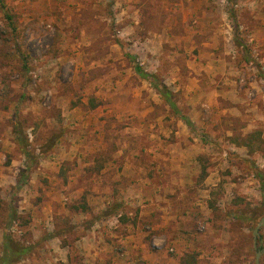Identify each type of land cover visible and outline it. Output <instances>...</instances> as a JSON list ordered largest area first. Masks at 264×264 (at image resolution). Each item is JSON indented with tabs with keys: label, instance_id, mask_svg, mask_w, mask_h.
<instances>
[{
	"label": "rangeland",
	"instance_id": "rangeland-1",
	"mask_svg": "<svg viewBox=\"0 0 264 264\" xmlns=\"http://www.w3.org/2000/svg\"><path fill=\"white\" fill-rule=\"evenodd\" d=\"M241 5L228 0L219 7H231L239 26L229 30L217 68L170 45L184 30L179 0H0V196L4 209L9 202L17 209L9 225L15 239L30 241L33 218L47 214L50 221V212L72 206L69 177L113 154L118 141L129 144L126 154L145 156L154 142L181 138L202 141L201 156L217 170L213 203L225 198L249 218L235 223L244 228V255L255 264L252 231L264 215V180L255 174L264 173V145L248 154L231 140L257 128L264 139V23L258 32L256 17L264 5ZM135 64L173 92L178 112ZM13 126L26 137L31 163ZM240 185L261 198H244ZM4 232L0 227V246ZM259 233L264 250V225ZM161 247L173 252L165 242Z\"/></svg>",
	"mask_w": 264,
	"mask_h": 264
},
{
	"label": "crops",
	"instance_id": "crops-1",
	"mask_svg": "<svg viewBox=\"0 0 264 264\" xmlns=\"http://www.w3.org/2000/svg\"><path fill=\"white\" fill-rule=\"evenodd\" d=\"M179 1L184 30L170 39V45L192 52L190 59L202 67L204 62L222 67L223 53L228 50L224 40L229 39L231 27L239 26L237 13L231 7L218 11L228 0ZM237 2L242 7L255 0ZM258 3L264 5V0ZM262 12L256 11L258 32L263 28ZM191 20L195 21L192 26ZM194 49L198 55H193ZM118 143L113 154L100 156L97 165L87 167V173L79 169L76 177H69L67 191L73 197L72 206L79 209L69 206L63 213L58 208L57 213L50 212V221L47 214L32 219L31 239L26 244L33 249L15 264H184L181 260L186 253L195 255V264H250L244 255V228L235 223L249 218L225 198L209 206L220 177L212 160L200 159L202 141H156L145 156L126 154L123 148L129 144ZM160 147L164 152L157 151ZM82 165L85 170L86 163ZM202 165L206 174L201 179ZM239 191L246 199H251L248 193L261 198L260 191L251 186L240 185ZM83 201L85 209L80 207ZM199 222L205 224L204 230H198ZM162 242L173 252L161 250Z\"/></svg>",
	"mask_w": 264,
	"mask_h": 264
},
{
	"label": "trees",
	"instance_id": "trees-1",
	"mask_svg": "<svg viewBox=\"0 0 264 264\" xmlns=\"http://www.w3.org/2000/svg\"><path fill=\"white\" fill-rule=\"evenodd\" d=\"M20 52V50H19ZM26 54L23 56V64H27ZM134 69L136 73L143 79L149 80L153 87L157 90L163 101L174 111L178 112V107L176 100L174 98L173 92L164 84L158 82L156 76L154 74H150L149 72H145L138 64L134 65ZM96 104L93 103L92 106ZM13 132L16 133V141L20 144L21 151L28 157L29 162H32L31 153L27 150V140L24 135H22L20 130L14 129ZM232 143L237 146H242L246 149L248 154L259 151L262 149L264 145V139L262 136V131L260 129H253L243 135L241 138H232ZM50 148V145L45 146L44 151ZM201 156V160H202ZM206 170L205 165H202V169L200 172L201 179L205 176ZM257 178L261 181L264 180V173L262 170L257 169L256 174ZM213 202H209L210 207H214ZM73 209H79V206H72ZM82 209H85L84 201L80 204ZM17 209L13 204L9 202V206L7 209L3 208V199L0 196V227L5 231L2 237V243L0 246V264H15L29 255L33 249L31 244H26L25 242L19 241L15 239L11 232L9 231V225L16 218ZM263 216V215H262ZM261 216V217H262ZM260 220V219H259ZM182 263L184 264H195L196 258L193 253H186L184 257H182Z\"/></svg>",
	"mask_w": 264,
	"mask_h": 264
},
{
	"label": "water",
	"instance_id": "water-1",
	"mask_svg": "<svg viewBox=\"0 0 264 264\" xmlns=\"http://www.w3.org/2000/svg\"><path fill=\"white\" fill-rule=\"evenodd\" d=\"M264 225V215L260 218L257 222L256 226L254 227L252 234H253V246L255 248V264H260L259 258L262 253V239L260 238L259 228Z\"/></svg>",
	"mask_w": 264,
	"mask_h": 264
}]
</instances>
